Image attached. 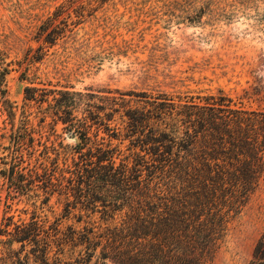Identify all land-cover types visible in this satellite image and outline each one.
<instances>
[{
    "label": "rangeland",
    "instance_id": "374dc122",
    "mask_svg": "<svg viewBox=\"0 0 264 264\" xmlns=\"http://www.w3.org/2000/svg\"><path fill=\"white\" fill-rule=\"evenodd\" d=\"M49 20L63 29L54 45L39 36ZM30 87L220 92L246 110H264V0H0V264L26 257L38 264L41 229L51 235L57 227L63 238L114 223L99 213H67L61 197L43 192L42 145L52 151L77 140L53 125L47 104L25 99ZM11 165L17 184L8 179ZM25 228L32 240L13 241ZM263 233L264 173L209 264H249ZM83 249L49 242V264H74Z\"/></svg>",
    "mask_w": 264,
    "mask_h": 264
},
{
    "label": "trees",
    "instance_id": "16d2710c",
    "mask_svg": "<svg viewBox=\"0 0 264 264\" xmlns=\"http://www.w3.org/2000/svg\"><path fill=\"white\" fill-rule=\"evenodd\" d=\"M52 24L39 27L49 45L63 33ZM40 50L26 55L27 64L39 60ZM24 94L47 104L53 125L61 124L77 140L52 151L42 145L40 172H32L43 192L61 197L67 213H99L101 220L114 222L71 230L63 238L56 237L57 227L51 235L41 229L38 264H49V242L83 246L74 264H89L96 251L93 264H209L229 220L262 179L264 110H246L220 92L30 87ZM14 166L8 179L17 184ZM25 229L13 241H31ZM54 262L60 264L58 258ZM1 264H28V258ZM249 264H264V233Z\"/></svg>",
    "mask_w": 264,
    "mask_h": 264
}]
</instances>
